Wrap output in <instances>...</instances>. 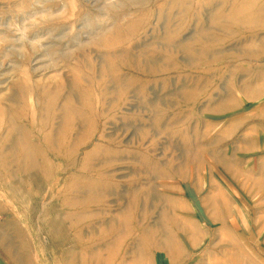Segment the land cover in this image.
Wrapping results in <instances>:
<instances>
[{
    "label": "rangeland",
    "instance_id": "1",
    "mask_svg": "<svg viewBox=\"0 0 264 264\" xmlns=\"http://www.w3.org/2000/svg\"><path fill=\"white\" fill-rule=\"evenodd\" d=\"M0 264H264V0H0Z\"/></svg>",
    "mask_w": 264,
    "mask_h": 264
}]
</instances>
